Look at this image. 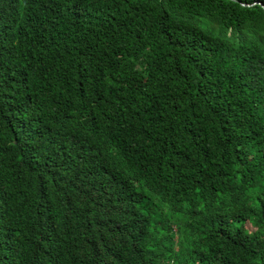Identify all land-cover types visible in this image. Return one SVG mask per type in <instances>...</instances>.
<instances>
[{
    "label": "trees",
    "instance_id": "16d2710c",
    "mask_svg": "<svg viewBox=\"0 0 264 264\" xmlns=\"http://www.w3.org/2000/svg\"><path fill=\"white\" fill-rule=\"evenodd\" d=\"M0 264H264V0H0Z\"/></svg>",
    "mask_w": 264,
    "mask_h": 264
},
{
    "label": "bare ground",
    "instance_id": "6f19581e",
    "mask_svg": "<svg viewBox=\"0 0 264 264\" xmlns=\"http://www.w3.org/2000/svg\"><path fill=\"white\" fill-rule=\"evenodd\" d=\"M252 8V7H251ZM238 106V105H237ZM180 244V243H179Z\"/></svg>",
    "mask_w": 264,
    "mask_h": 264
}]
</instances>
